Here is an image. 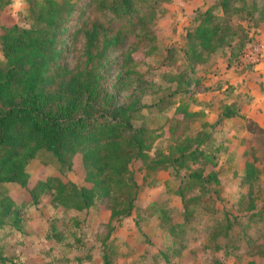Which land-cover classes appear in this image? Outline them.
<instances>
[{"label":"rangeland","instance_id":"1","mask_svg":"<svg viewBox=\"0 0 264 264\" xmlns=\"http://www.w3.org/2000/svg\"><path fill=\"white\" fill-rule=\"evenodd\" d=\"M30 1L10 0L0 13V36L4 27H31ZM90 1L79 2L69 33L90 17L109 36H120V46L109 56L106 87L122 102L140 87L144 109L134 125L154 131L152 154L179 156L178 145H186L214 158L189 159L180 175L174 169L149 173L135 162L141 186L136 208L132 216L110 225L106 199L83 212L53 205L51 194L34 202L30 190L51 178L92 187L82 153L61 168L52 154L42 151L28 163L27 188L0 185V199H12L22 221L16 227L9 217L0 226V264H104L105 245L113 264H264V72L254 75L253 69L264 62V0L240 1L244 10L228 16L219 8L220 0H148L149 8L134 21L92 13ZM207 11L224 18L230 45L190 60V34ZM69 44L73 49L61 62L74 67L82 58L84 36L70 38ZM0 62H5L1 41ZM179 105L199 114L185 119L177 112ZM226 106L238 115L218 122ZM212 171L218 173V188L185 190L188 199L200 197L185 222L177 193L183 179ZM165 213L170 223L183 225L178 238L164 223Z\"/></svg>","mask_w":264,"mask_h":264},{"label":"trees","instance_id":"2","mask_svg":"<svg viewBox=\"0 0 264 264\" xmlns=\"http://www.w3.org/2000/svg\"><path fill=\"white\" fill-rule=\"evenodd\" d=\"M80 1L31 0L34 17L31 27H4L0 36L5 57V62H0V185L15 183L27 188L28 163L42 151L52 154L61 168L71 166L75 155L82 153L91 188L51 178L40 182L30 194L35 203L40 195L51 194L53 205L79 212L88 211L98 200L106 199L112 225L132 216L136 208L141 186L132 168L135 162L143 163L149 173L174 169L179 174L189 159L214 157L200 152L199 147L190 151L186 145H178L179 156L152 154L154 131L134 125L144 109L138 94L140 87L123 102L106 87L109 56L120 46V36H109L106 27L90 17L83 27L69 33V23ZM147 1L92 0L88 5L93 6L92 13L134 21L149 8ZM240 1L243 0H220L218 6L228 16L233 11L244 10L238 5ZM9 4L10 0H0V13ZM198 21V27L190 34V60L230 45V28L224 25V18H215L207 11ZM80 35L85 39L81 61L74 67L62 63L73 49L70 38ZM128 57V53L123 57L125 63ZM118 84L127 89L125 82ZM179 106L177 112L183 113L185 119L199 114ZM237 115L232 106H226L218 122ZM186 177L189 179H183L184 186L177 193L184 202V219L188 222L200 197L188 199L185 190L197 185L202 189L218 188L221 182L215 171L207 176L194 172ZM14 206L12 199L1 197L0 226L9 217L15 218L16 227L22 226ZM163 218L169 224L170 234L178 238L183 225L170 223L167 213ZM107 249L105 245L104 264H113ZM1 260L0 257V263Z\"/></svg>","mask_w":264,"mask_h":264},{"label":"crops","instance_id":"3","mask_svg":"<svg viewBox=\"0 0 264 264\" xmlns=\"http://www.w3.org/2000/svg\"><path fill=\"white\" fill-rule=\"evenodd\" d=\"M253 69L255 70V71H257L256 73H254V75H256V74H261V73H263L264 72V62L263 63H260L259 65H257V66H253ZM260 70V71H259ZM260 72V73H259ZM264 74V73H263ZM243 79H245V77L243 76Z\"/></svg>","mask_w":264,"mask_h":264}]
</instances>
